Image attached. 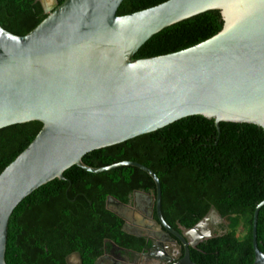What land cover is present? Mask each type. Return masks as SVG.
Wrapping results in <instances>:
<instances>
[{
	"label": "water",
	"instance_id": "water-1",
	"mask_svg": "<svg viewBox=\"0 0 264 264\" xmlns=\"http://www.w3.org/2000/svg\"><path fill=\"white\" fill-rule=\"evenodd\" d=\"M46 17L24 36L0 27V129L38 122L33 141L0 173V264H5L9 218L32 192L75 166L100 174L133 167L154 182L157 231L189 248L213 238L214 207L183 234L160 213V183L148 168L123 161L91 168L82 158L156 132L181 119L200 116L220 123L248 124L264 132V0H167L117 16L123 0H38ZM217 11L221 30L185 50L134 59L154 35L200 14ZM137 194V193H135ZM106 209L125 207L113 197ZM253 213V263L264 264L257 248ZM183 229H181L182 231ZM224 233H220L222 236ZM181 255L180 248L174 242ZM74 257L81 263L79 254Z\"/></svg>",
	"mask_w": 264,
	"mask_h": 264
},
{
	"label": "trees",
	"instance_id": "trees-1",
	"mask_svg": "<svg viewBox=\"0 0 264 264\" xmlns=\"http://www.w3.org/2000/svg\"><path fill=\"white\" fill-rule=\"evenodd\" d=\"M64 0H57L60 5ZM167 0H123L116 15L139 12ZM38 0H0V27L24 36L44 18ZM222 27L210 11L168 27L150 38L134 59L176 53L216 35ZM38 122L0 129V173L33 141ZM123 161L150 169L160 183V213L171 228L190 229L214 207L227 226L222 236L190 250L195 264H252L251 228L264 200V132L253 125L220 123L200 116L181 119L156 132L93 151L82 158L91 168ZM26 197L12 212L5 264H66L78 253L94 264L103 242L141 250L143 239L122 231L123 220L108 211L106 198L128 204L134 192L155 196L153 180L133 167L91 174L78 167ZM242 231L238 238V231ZM257 248L264 253V206L256 223Z\"/></svg>",
	"mask_w": 264,
	"mask_h": 264
},
{
	"label": "flooded vegetation",
	"instance_id": "flooded-vegetation-1",
	"mask_svg": "<svg viewBox=\"0 0 264 264\" xmlns=\"http://www.w3.org/2000/svg\"><path fill=\"white\" fill-rule=\"evenodd\" d=\"M149 195L134 192L131 201L125 204V207H112L122 217L124 222L122 231L138 240L143 239V243L146 245L141 250H136L105 240L101 249L102 253L94 264H177L182 259L184 251L180 242L172 235H169L172 240L167 239L163 227L160 231L156 230L152 221H157V216L155 206L150 202ZM225 226H227L225 218L214 216L210 224L213 236L224 233L223 228ZM171 229L180 234L189 230L179 225ZM181 229L183 230L181 231ZM204 241L206 240L198 242L194 248L188 247L190 261V250H195ZM174 242L180 248L181 255L176 250ZM74 254L78 253L70 254L66 258V264H82L74 257Z\"/></svg>",
	"mask_w": 264,
	"mask_h": 264
},
{
	"label": "rangeland",
	"instance_id": "rangeland-1",
	"mask_svg": "<svg viewBox=\"0 0 264 264\" xmlns=\"http://www.w3.org/2000/svg\"><path fill=\"white\" fill-rule=\"evenodd\" d=\"M237 235H238V238H241V236H242V231H238V233H237Z\"/></svg>",
	"mask_w": 264,
	"mask_h": 264
}]
</instances>
